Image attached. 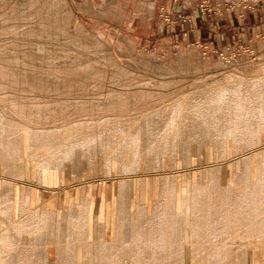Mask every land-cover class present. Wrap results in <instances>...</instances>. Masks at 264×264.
<instances>
[{
	"label": "bare ground",
	"instance_id": "1",
	"mask_svg": "<svg viewBox=\"0 0 264 264\" xmlns=\"http://www.w3.org/2000/svg\"><path fill=\"white\" fill-rule=\"evenodd\" d=\"M187 50L177 56V67L189 63L197 69ZM143 110L62 130L25 131L17 138L0 126V264H51L50 248L52 264H255L264 259V76L228 72ZM205 148L212 150L207 167ZM228 154L239 164L222 184L221 164ZM193 158L199 166L196 181L191 180ZM26 159L35 166L32 180ZM178 161L186 172L182 190ZM100 163L105 178L115 163L118 167L116 235L110 241L103 220L97 239L89 240L90 197L60 212L33 206L32 188L53 190L65 164L78 185L85 172L96 176ZM149 176H159L150 206L141 185ZM16 185L21 188L14 217Z\"/></svg>",
	"mask_w": 264,
	"mask_h": 264
},
{
	"label": "rangeland",
	"instance_id": "2",
	"mask_svg": "<svg viewBox=\"0 0 264 264\" xmlns=\"http://www.w3.org/2000/svg\"><path fill=\"white\" fill-rule=\"evenodd\" d=\"M25 2L0 0V116H3L0 126L12 138L25 131L62 130L85 122L134 115L145 108H155L176 94L186 93L200 83L220 79L228 72L242 73L250 79L264 76V32L251 33L246 40L228 46H213L179 32L190 19L212 22L216 17L219 21V15L214 13L236 8L253 10L264 7V0ZM184 5L192 7L191 11L183 13ZM173 6L177 12H172ZM183 50H187L185 53L197 69L189 63L185 69L177 67V56ZM161 69L168 71L162 73ZM230 159L232 156L228 154L229 161L221 164L222 184L230 179L234 164L236 167L239 164V160L233 163ZM211 162L212 150L205 148L203 166ZM26 163L27 178L32 180L35 166L27 159ZM116 166L115 163L105 178L100 163L96 176L89 170L77 185L70 166L65 164L59 185L54 177L53 190L32 188V204L60 212L87 196L93 201L91 216L95 222L103 200L105 206L110 205L105 207L106 219L109 218L110 225L114 224V238ZM145 166L141 162L142 171ZM198 167V161L193 158L192 181L197 179ZM176 170L177 185L182 190L186 172L180 161L176 163ZM158 183L159 176L142 178L144 203L148 206ZM14 187L16 217L21 187ZM109 236L110 241L111 233ZM48 256L52 264L54 249H49ZM262 263L264 259L259 258L255 264Z\"/></svg>",
	"mask_w": 264,
	"mask_h": 264
},
{
	"label": "crops",
	"instance_id": "3",
	"mask_svg": "<svg viewBox=\"0 0 264 264\" xmlns=\"http://www.w3.org/2000/svg\"><path fill=\"white\" fill-rule=\"evenodd\" d=\"M191 8L192 7L184 5L181 7V10L185 13L191 11ZM179 9L178 7V10ZM176 10L177 8L173 6L172 12H177ZM214 15L220 16H218L219 21H217L216 17L212 22L210 19L197 20V18H193L180 27L179 32H181L183 36H192L194 39L209 42L213 46H228L246 37L249 38L251 33L256 34L264 32V7H257L256 9L246 11L236 8L232 11L214 13ZM92 204L93 201H91L89 211V240H92L93 237L95 238L94 240L97 239V227L100 220L105 222V239L107 240L110 233L112 238L114 224L112 222L110 225L109 218L106 219L105 207L107 208L108 206H105V201H100V205L98 206V217L95 222H92L91 209L94 207Z\"/></svg>",
	"mask_w": 264,
	"mask_h": 264
}]
</instances>
